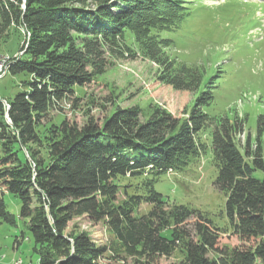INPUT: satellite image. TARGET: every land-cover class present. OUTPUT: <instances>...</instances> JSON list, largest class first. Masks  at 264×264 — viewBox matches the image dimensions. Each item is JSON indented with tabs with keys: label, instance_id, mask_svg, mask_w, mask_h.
Here are the masks:
<instances>
[{
	"label": "trees",
	"instance_id": "trees-1",
	"mask_svg": "<svg viewBox=\"0 0 264 264\" xmlns=\"http://www.w3.org/2000/svg\"><path fill=\"white\" fill-rule=\"evenodd\" d=\"M188 6L189 0H0V43L12 27L27 33L6 70L22 77L20 91L0 98V224L16 226L3 197L17 198L38 264H100L109 249L134 264H159L176 253L180 259L169 264H264V116L257 119L256 144L249 133L243 146L237 141L244 119L223 118L210 132L213 185L239 242L232 247L220 245L223 228L197 210L169 204L153 184L205 153L199 134L213 120L206 114L193 110L178 120L155 108L141 122L138 107L118 108L101 124L62 121L47 137L38 134L51 109L105 71V47L130 51L127 42L134 40L147 53L169 44L159 34L183 26ZM186 74L163 78L174 89L198 90L196 74ZM143 204L150 209L139 214ZM77 219L101 224L111 248L96 245L85 230H69Z\"/></svg>",
	"mask_w": 264,
	"mask_h": 264
},
{
	"label": "rangeland",
	"instance_id": "rangeland-1",
	"mask_svg": "<svg viewBox=\"0 0 264 264\" xmlns=\"http://www.w3.org/2000/svg\"><path fill=\"white\" fill-rule=\"evenodd\" d=\"M187 12L184 25L178 30L159 34L169 44L152 45L147 53L141 52L134 40L127 42L130 51L121 48L123 45L105 47V71L89 84L75 87L73 97L51 109L37 130L43 139L62 121L81 127L93 118L101 124L118 108L138 107L141 122L155 108L178 120L187 119L193 110L206 114L213 120L206 121L199 134V141L207 146L205 153L183 171L167 170L153 184L169 204L197 210L223 228L220 245L232 247L239 242L224 218L225 198L213 185L216 169L211 160L210 132L223 118L244 119L245 133L237 141L243 146L249 133L252 144H256L257 119L264 116V8L229 0H189ZM26 37L24 28L12 27L9 36L0 43V62L17 56ZM183 72L187 76L196 74L195 80H200L198 90L174 89L163 78L170 75L172 80ZM6 73L0 74V98L8 100L20 91L18 82L22 77ZM259 142L264 151V134ZM254 176L261 178L262 174L256 172ZM136 182L127 184L134 186ZM131 191L134 187L128 189ZM3 200L16 219V226L0 224V264H38L34 243L18 217L19 200L7 194ZM149 209L143 204L138 213L145 214ZM72 229L87 231L98 246H112L113 238L101 224L93 228L86 220L77 219L70 225L69 230ZM180 257L176 253L168 260L161 259L159 264H169ZM100 264L134 263L130 259H117L109 249Z\"/></svg>",
	"mask_w": 264,
	"mask_h": 264
},
{
	"label": "bare ground",
	"instance_id": "bare-ground-1",
	"mask_svg": "<svg viewBox=\"0 0 264 264\" xmlns=\"http://www.w3.org/2000/svg\"><path fill=\"white\" fill-rule=\"evenodd\" d=\"M19 54H21V53H19ZM18 56V55H17ZM16 57V56H15ZM14 58V57H13ZM7 64L8 63H4L3 64V60H2V62H0V74L3 72V73H6V70H7Z\"/></svg>",
	"mask_w": 264,
	"mask_h": 264
},
{
	"label": "built area",
	"instance_id": "built-area-1",
	"mask_svg": "<svg viewBox=\"0 0 264 264\" xmlns=\"http://www.w3.org/2000/svg\"><path fill=\"white\" fill-rule=\"evenodd\" d=\"M12 58H13V57H11V58H10V57L3 58V59H2V60H3V64H4V63H7V62H8L10 59H12Z\"/></svg>",
	"mask_w": 264,
	"mask_h": 264
}]
</instances>
